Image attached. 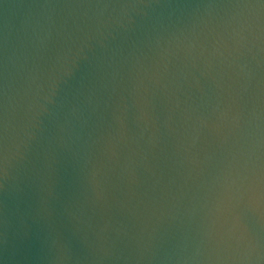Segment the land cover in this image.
<instances>
[{
    "label": "water",
    "instance_id": "water-1",
    "mask_svg": "<svg viewBox=\"0 0 264 264\" xmlns=\"http://www.w3.org/2000/svg\"><path fill=\"white\" fill-rule=\"evenodd\" d=\"M0 264H264V0H0Z\"/></svg>",
    "mask_w": 264,
    "mask_h": 264
}]
</instances>
